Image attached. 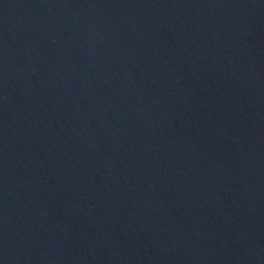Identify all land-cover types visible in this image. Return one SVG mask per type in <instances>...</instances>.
Masks as SVG:
<instances>
[{"label":"water","instance_id":"obj_1","mask_svg":"<svg viewBox=\"0 0 264 264\" xmlns=\"http://www.w3.org/2000/svg\"><path fill=\"white\" fill-rule=\"evenodd\" d=\"M0 264H264V0H0Z\"/></svg>","mask_w":264,"mask_h":264}]
</instances>
